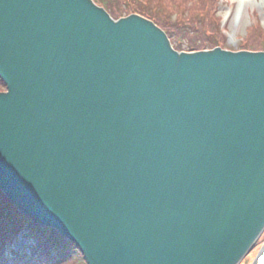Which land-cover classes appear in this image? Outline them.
<instances>
[{
    "label": "water",
    "instance_id": "1",
    "mask_svg": "<svg viewBox=\"0 0 264 264\" xmlns=\"http://www.w3.org/2000/svg\"><path fill=\"white\" fill-rule=\"evenodd\" d=\"M0 81V192L86 264H239L263 234L264 52L0 0Z\"/></svg>",
    "mask_w": 264,
    "mask_h": 264
},
{
    "label": "trees",
    "instance_id": "2",
    "mask_svg": "<svg viewBox=\"0 0 264 264\" xmlns=\"http://www.w3.org/2000/svg\"><path fill=\"white\" fill-rule=\"evenodd\" d=\"M95 4L101 6L105 9L108 8L109 4H120L121 0H93ZM192 1L190 0V6L186 8V0H164L168 6L167 9L177 13L178 7L182 6L185 10H191L195 12L198 10L201 13H209L215 7L214 0H195L194 5L192 6ZM131 13H127L130 15ZM112 18H119L120 16H114L110 13ZM142 17H145L153 21L158 27H160L168 36L171 43L174 42L172 39L174 36L177 39L176 41L181 42V39H185L187 36H193L194 39L197 37L198 41L188 42L189 50L192 52L201 51V50H212L216 46H219L220 42L223 41V36L217 33L218 27V18L214 17L213 22H206V27L210 30V33L215 39L209 40L202 33L203 28L205 27L204 23H201L199 20L197 22L196 17L192 16L183 19V27L175 28L167 26L164 22L156 18V16L151 15L147 12L139 14ZM177 16L175 15L174 18ZM202 26V27H201ZM250 39L247 46L243 50L251 52H264V44L259 41V38L250 31ZM180 39V40H179ZM175 48V47H174ZM176 49V48H175ZM25 232V233H22ZM23 234V238L31 240L35 247L31 248V252L37 255L38 262L36 264H85L84 260L76 248L66 242L61 238L57 233L52 230L41 228L33 224L26 217L18 213L13 206L5 199L4 195L0 192V262L2 260H7L5 258V251L7 247H10L12 243L16 240L19 234ZM70 250L74 255V258L69 256L66 250ZM26 258V255L23 254H14V262H22ZM45 260V261H44Z\"/></svg>",
    "mask_w": 264,
    "mask_h": 264
},
{
    "label": "rangeland",
    "instance_id": "3",
    "mask_svg": "<svg viewBox=\"0 0 264 264\" xmlns=\"http://www.w3.org/2000/svg\"><path fill=\"white\" fill-rule=\"evenodd\" d=\"M193 1L192 6L194 5ZM186 2L187 8V6L189 7L191 4L190 0H186ZM214 2L215 7L209 13H201L198 10H195V12L185 10L182 6H179L177 13H174L173 11L167 9L166 6L168 5L164 2V0H121L120 4H109L106 11L114 16H120V19L125 17L127 13L142 14L147 12L156 16V18L161 19L165 25L175 28L184 26L182 22L183 19L190 16L194 18L195 16L197 22L199 20L201 23L205 24V27L201 26L203 28L202 34L209 40L215 38L206 27V22H213V18L216 17L218 18L217 26H219L217 33L223 36V42H220L219 44L222 49L232 52L244 49L249 42L248 39L250 38L248 37H250V31H253V33L259 38V41L264 44V0H214ZM175 15L177 16L176 18H174ZM210 18H212V20H210ZM172 39L174 40L173 44L176 47H179L178 44H180V42L176 41L177 39L175 36ZM197 39V37L194 39L193 36H187L185 39L181 40L190 43L198 41ZM1 91H3V87L0 82V92ZM22 233L18 235L16 240L12 243L10 249L11 252H17L27 256L30 255V257L35 256L36 254L30 252V250L33 246L37 245V243L31 245L33 244L31 240L27 238L24 239L22 237ZM263 246L264 233L261 235L253 249L240 261L239 264H253ZM66 251L69 256L74 258V255L69 249ZM11 252H9L10 254L7 253L6 257L13 255ZM25 263H29V260L24 259L22 262L17 264Z\"/></svg>",
    "mask_w": 264,
    "mask_h": 264
}]
</instances>
